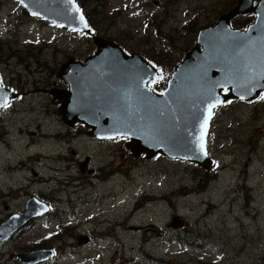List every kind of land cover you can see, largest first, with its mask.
Masks as SVG:
<instances>
[{
  "label": "rangeland",
  "instance_id": "rangeland-1",
  "mask_svg": "<svg viewBox=\"0 0 264 264\" xmlns=\"http://www.w3.org/2000/svg\"><path fill=\"white\" fill-rule=\"evenodd\" d=\"M150 3L107 0L84 8L99 36L131 51L140 45L156 59L172 56L173 69L184 56L176 47L191 49L193 31L236 4L164 0V9L160 0ZM141 4L146 12L137 14ZM21 11L0 0V78L23 93L0 114V223L38 196L51 205L52 221L4 242L0 264H20L18 253L31 252L62 224L64 233L48 244L56 257L44 264H264V99L254 108L233 102L217 111L209 139L219 169L213 178L179 160L134 157L124 141L96 142L78 133L82 127L65 126L51 95L40 91L57 83L68 59L79 58L75 51L92 56L93 44L38 20L14 28ZM173 216L183 219L177 228L169 227ZM149 224L165 234L143 231ZM85 236L91 240L78 245Z\"/></svg>",
  "mask_w": 264,
  "mask_h": 264
},
{
  "label": "water",
  "instance_id": "water-1",
  "mask_svg": "<svg viewBox=\"0 0 264 264\" xmlns=\"http://www.w3.org/2000/svg\"><path fill=\"white\" fill-rule=\"evenodd\" d=\"M13 1L31 18L74 32H90L76 0ZM245 14L254 15L253 23L246 30L231 28V20ZM93 42L97 51L92 57L83 63L70 59L65 65L67 81L62 79L69 89L54 93L60 103L58 117L68 127L75 122L85 125L97 139L128 138L127 146L135 157L144 153L150 160L159 153L213 172V160L206 151L213 109L229 99L253 101L264 92V0L255 6L254 0H238L214 26L200 30L196 45L171 73L161 94L148 87L158 74L147 61L137 54L127 56L108 40L97 37ZM10 98L16 95L0 86V108ZM47 210L30 199L23 213L0 225V245ZM180 225L179 219L170 223L171 228ZM146 230L162 236L155 225ZM86 242L80 238L79 245ZM50 257L52 250L18 255L24 264H39Z\"/></svg>",
  "mask_w": 264,
  "mask_h": 264
},
{
  "label": "trees",
  "instance_id": "trees-1",
  "mask_svg": "<svg viewBox=\"0 0 264 264\" xmlns=\"http://www.w3.org/2000/svg\"><path fill=\"white\" fill-rule=\"evenodd\" d=\"M79 2V4L81 5V7H86L92 3H95V4H100V5H104L105 2L107 0H77ZM237 0H227V5H229V7L233 6L235 3H236ZM168 2H173L176 4V2H178V0H168ZM166 4V3H165ZM87 17H89V14H86ZM27 18L25 13L24 12H21V15H20V22L18 24H21L24 19ZM253 19V17L251 15L249 16H243V17H238L236 18L233 22H232V26L234 28H242L244 29L248 24L249 22H251ZM196 25V24H195ZM196 33H197V30H194L193 31V35L192 36H196ZM186 47L189 46V42L186 43L185 45ZM189 49H182L181 46H177L176 47V51H178L180 54H185ZM146 58L152 62L156 67L158 66L160 71H161V75H162V79H166L167 76L169 75L170 71L172 70V56H163V57H160L159 59H156L157 57L155 56H150L149 58L146 56ZM166 63L164 64V66H162V63L165 62ZM165 82L164 80H162L160 82V84L162 85V87H164L165 85ZM157 89H161V87L158 85L156 87ZM203 174L206 175V177H209V178H212L213 176L212 175H209L206 171H203L202 172ZM205 183H206V179H204V183H201V181L198 182L197 184V187L195 188V190H199V189H203L204 186H205ZM47 241L45 240H40L36 245L35 247H37L38 245H41L40 248H45L47 247L46 245ZM139 264V263H137ZM258 264H263V262L261 263H258Z\"/></svg>",
  "mask_w": 264,
  "mask_h": 264
},
{
  "label": "flooded vegetation",
  "instance_id": "flooded-vegetation-1",
  "mask_svg": "<svg viewBox=\"0 0 264 264\" xmlns=\"http://www.w3.org/2000/svg\"><path fill=\"white\" fill-rule=\"evenodd\" d=\"M74 54H79L77 51H75L74 52ZM87 57H89V56H85L84 58H78L76 61H79V62H83ZM66 63V62H65ZM61 68H62V66H61ZM62 74H65V73H63L62 72ZM2 82V84H3V86H5V87H7L8 89H10V90H13L14 92H16L17 94H20L19 96L21 97V96H23V93H21L19 90H17V89H15L13 86H6V84H5V81H1ZM47 82H49V81H43V83H44V85L47 83ZM63 86V85H62ZM60 84H58V83H55V82H53V83H51V86H50V88L48 89V87L47 86H45V88L44 89H40V91L41 92H44V93H48L49 94V91L50 90H52V89H64V86L62 87ZM53 103H55V104H57L55 101H53ZM259 103V102H258ZM258 103H255V104H253L252 105V107L254 108V106L256 105V104H258ZM13 104V103H12ZM229 104V103H228ZM228 104H226L224 107H222V108H226L227 106H228ZM58 105V104H57ZM58 108V107H57ZM6 110V109H5ZM4 110V111H5ZM82 128H83V131H78V133H83L85 136H87V138H89V139H92V140H95L96 142H100V143H104L103 141H99V140H96L95 138H93L92 136H90L89 134H88V129H86V128H84L83 126H82ZM209 149H210V151H211V147H209ZM85 166L87 165V163H88V158H86L85 159ZM51 210H52V208H51V205H50V211H49V213L48 214H46V216L44 217V218H42V219H39V220H37V221H34V222H32V223H30L27 227H26V230H28V229H31L32 227H33V225L34 224H36L37 222H39V221H43V220H45L46 219V221L47 222H50L51 220H50V217H51ZM172 218H179L178 216H173ZM171 218V219H172ZM180 220H183V219H181V218H179ZM2 222V221H1ZM184 222V221H183ZM185 223V222H184ZM183 223V224H184ZM182 224V225H183ZM183 226H185V224L183 225ZM65 229H66V227H62V231H63V233H64V231H65ZM164 234H165V232H164ZM85 237H87L88 238V242L91 240L88 236H85Z\"/></svg>",
  "mask_w": 264,
  "mask_h": 264
},
{
  "label": "snow or ice",
  "instance_id": "snow-or-ice-1",
  "mask_svg": "<svg viewBox=\"0 0 264 264\" xmlns=\"http://www.w3.org/2000/svg\"><path fill=\"white\" fill-rule=\"evenodd\" d=\"M35 14V13H34ZM81 19H83V18H81ZM210 118V117H209ZM205 124H206V121H205ZM201 149H203V133L201 134Z\"/></svg>",
  "mask_w": 264,
  "mask_h": 264
}]
</instances>
